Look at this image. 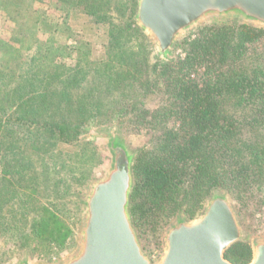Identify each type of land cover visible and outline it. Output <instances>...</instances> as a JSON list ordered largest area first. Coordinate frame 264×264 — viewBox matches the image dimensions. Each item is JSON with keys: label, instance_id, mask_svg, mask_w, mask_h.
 Masks as SVG:
<instances>
[{"label": "trees", "instance_id": "16d2710c", "mask_svg": "<svg viewBox=\"0 0 264 264\" xmlns=\"http://www.w3.org/2000/svg\"><path fill=\"white\" fill-rule=\"evenodd\" d=\"M120 2H75L92 22L108 26L103 59L91 58L86 40L62 44L49 35L39 41L30 22L19 45L29 50L20 70L0 66V237L19 249L48 254L66 246L67 209L79 212L76 196L98 160L94 143L80 138L102 113L104 95L116 94L113 114L127 117L132 131L150 132L152 145L138 148L132 164L130 212L139 233L180 211L193 218L213 190L244 205L252 187L262 188L264 55L253 64L248 50L259 45L264 52V27L236 20L204 24L183 37V55L152 61L132 15L115 18ZM21 5L0 0L4 10ZM199 66L205 68L201 82L193 76ZM88 76L98 81L96 93L80 91ZM151 95L159 100L153 110L145 106ZM59 143L77 150L63 155ZM51 190L48 202L56 210L37 198ZM251 256L247 241L225 252L233 264Z\"/></svg>", "mask_w": 264, "mask_h": 264}, {"label": "water", "instance_id": "95a60500", "mask_svg": "<svg viewBox=\"0 0 264 264\" xmlns=\"http://www.w3.org/2000/svg\"><path fill=\"white\" fill-rule=\"evenodd\" d=\"M226 17L264 27V0H137L135 21L166 60L183 33L206 19ZM104 139L110 163L83 199L76 251L64 260L39 264H233L225 252L245 233L222 190L212 192L197 217H175L164 234L163 254L153 263L140 245L130 212L135 155L114 129ZM251 249L245 264H264V237L254 239ZM16 264L33 263L21 258Z\"/></svg>", "mask_w": 264, "mask_h": 264}, {"label": "rangeland", "instance_id": "374dc122", "mask_svg": "<svg viewBox=\"0 0 264 264\" xmlns=\"http://www.w3.org/2000/svg\"><path fill=\"white\" fill-rule=\"evenodd\" d=\"M22 1L24 5H21L19 8L12 7L11 10H4L3 8H0V66L6 67L8 71L13 70L17 72L20 70V67L24 63L23 60H25L27 58L26 56H28L27 53L29 50L25 49L24 46L20 48L19 45L21 38L24 37V35H27L26 31L31 26L30 22L35 23L34 27L39 41H44L47 37H49V35H52L59 43L62 44H71L75 41L86 40L90 42V56L93 60L103 59L105 57V44L107 41L108 26L106 24L92 22L90 17L84 13L77 4L75 5L76 0ZM119 6L122 9V13L120 14L123 15L120 16L119 13H114L116 19H120L121 17L126 18L128 15H132V18L135 20L137 0H121ZM129 7L130 9H128ZM228 20L236 19L226 17L214 21L211 19L202 21L199 25L183 33L177 39L175 45L177 43H180V45L178 44L176 49H174L175 46L173 47L169 57L183 55V37L193 33L200 26ZM142 34L145 37L146 43L148 42L147 44L151 55L150 59L154 61L156 57H159L154 44L143 31ZM262 50L263 49H261L259 45L257 47H251V49L248 50V59L253 58L258 54L262 57L264 55ZM49 56L55 57V50H50ZM65 61L71 62L70 59H66ZM247 61L248 60L246 59V62ZM249 62L254 64V58ZM260 62L263 63V61ZM250 63H247V66H249ZM204 69V66H199L193 73V76L199 82H201L205 77ZM89 77L90 76H88V80L83 84L80 91L91 87L93 92L96 93L98 90V81H96L97 79L92 81L93 79H89ZM95 84L96 88L94 89L92 87ZM103 99L104 105L102 107V113H99L97 117L90 120V123L85 127V131L80 138L81 140L90 139V141L94 143V149L98 154V160L93 168L94 176L88 181V183L86 182L83 187H80L79 194L76 196V200H80L81 203L79 212L74 216V212H69L67 209L68 214L67 217L65 216L66 220L64 224L67 228H70L71 235L68 237L66 236L65 238L67 241L66 246L58 253L45 254L38 251L32 252L30 251L31 248H29V251L26 249H19L15 244L16 242L13 243L12 241L4 240V237H0V264H16L21 258L27 259L33 264L56 262L68 258L76 251L81 232L83 199L87 193L90 183L100 177L106 171L110 163V157L106 149L104 139L107 130L114 129L124 140L129 149L134 153L135 157L137 155L138 148L143 146L150 147L152 145V143H150V132L146 131L145 128L139 130V132H134L131 130V127L129 126L130 124L126 122L127 117L121 116V118H117L118 115L113 114V111L120 104V100L116 94L104 95ZM158 104L159 100L156 95H151L147 98L145 106L149 110H153L158 106ZM56 150L63 155H71L77 150V146L75 144L59 143ZM1 165L2 161L0 159V175L2 174ZM261 186L262 188L260 187V190L258 191L255 187L251 188L250 192L246 196V202H244V205L237 203L232 198L230 193L225 191L230 196L240 223L244 229L245 238L243 241L249 242L250 245L254 239L264 237V183ZM207 196L208 195H206L201 209H197L193 218L202 213L203 207L209 198ZM37 198L43 205L49 208V210H56L54 206L48 202L52 201V190L50 193L49 191H42V193L37 195ZM15 205L16 207L19 206L17 203ZM180 214L184 213L180 211L176 213L175 216L170 218L168 223H160V225L155 224L154 227L147 228L141 233H139L135 228L143 251L153 263L158 261L163 254V238L168 225L177 215Z\"/></svg>", "mask_w": 264, "mask_h": 264}]
</instances>
